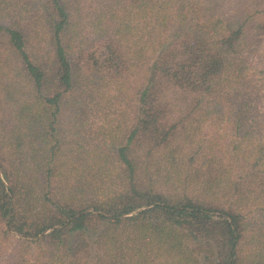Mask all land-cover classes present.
I'll list each match as a JSON object with an SVG mask.
<instances>
[{"label": "trees", "instance_id": "obj_1", "mask_svg": "<svg viewBox=\"0 0 264 264\" xmlns=\"http://www.w3.org/2000/svg\"><path fill=\"white\" fill-rule=\"evenodd\" d=\"M261 102L264 0H0V264H264Z\"/></svg>", "mask_w": 264, "mask_h": 264}, {"label": "rangeland", "instance_id": "obj_2", "mask_svg": "<svg viewBox=\"0 0 264 264\" xmlns=\"http://www.w3.org/2000/svg\"><path fill=\"white\" fill-rule=\"evenodd\" d=\"M263 103H264V102H261V103H260V106H263V105H264Z\"/></svg>", "mask_w": 264, "mask_h": 264}]
</instances>
